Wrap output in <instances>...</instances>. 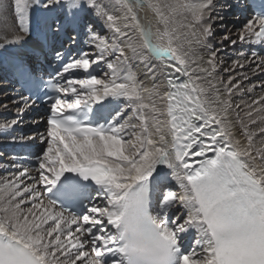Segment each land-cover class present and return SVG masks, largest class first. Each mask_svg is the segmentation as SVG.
<instances>
[{
  "label": "snow or ice",
  "instance_id": "6c2138e0",
  "mask_svg": "<svg viewBox=\"0 0 264 264\" xmlns=\"http://www.w3.org/2000/svg\"><path fill=\"white\" fill-rule=\"evenodd\" d=\"M215 10L216 0H0V49L19 84L0 104L17 116L0 131L18 126L41 93L49 105L46 134L20 137L46 147L13 156L15 170L0 175V264H264V81L247 87L261 94L243 119H231V97L250 77L217 82L219 50L204 53L224 18ZM82 27L87 50L76 52ZM62 35L67 47L57 46ZM223 39L264 45V11ZM257 55L240 52L225 71L264 73ZM161 167L178 191L161 189ZM69 173L95 186L100 202L89 196L84 213L49 198ZM78 192L65 186V198ZM177 205L187 216L169 219ZM192 230L185 251L180 234Z\"/></svg>",
  "mask_w": 264,
  "mask_h": 264
},
{
  "label": "bare ground",
  "instance_id": "6f19581e",
  "mask_svg": "<svg viewBox=\"0 0 264 264\" xmlns=\"http://www.w3.org/2000/svg\"><path fill=\"white\" fill-rule=\"evenodd\" d=\"M11 2V0H10ZM235 0H216V10L211 13L213 17L216 16L217 11L220 10L221 14L224 18L223 20H214L213 21V28H212V35L208 39V45L209 49L204 50L205 56L207 55L208 50H219L218 56H217V82L220 81L226 82L230 76H234L236 79L242 80V76L239 75L240 72H246L250 79L247 81H243V87L245 89L242 93H236L231 97V101L233 104V108L230 111V118L235 121L237 113H239L240 118L243 119V112L245 110V105L251 102V97L253 95H259L260 89L256 88L254 90L253 94L247 93L246 89L248 86H250L253 83H257L259 81H264V73L257 72L253 73L251 71L250 67H245L244 69L237 68L235 71H228L226 72L225 69H229L232 67L233 61L235 60H243V57L239 56L240 52H244L247 56L251 57V54L253 52L257 53L254 50L253 45H249L247 43H240L237 42L235 46L229 45L228 40H224L223 37L225 35L231 36L232 39H237V34L240 31L239 29H235L238 24L242 21L240 16H246L247 19H249V16L247 15V10L245 8H240L238 6L237 8L234 7ZM221 4V5H220ZM241 9L242 14L238 12V10ZM9 19L15 23V13L14 9L10 10L9 13ZM93 18L89 17L87 18L88 22L92 21ZM85 22V23H88ZM219 23H221V27L218 26ZM97 24V30L102 31V28L99 25V22H96ZM71 32V30H69ZM218 32H220V36L218 37ZM225 33V35H224ZM68 40V36H60L59 41L61 39ZM86 35H85V29L82 27L79 31L78 35V44L84 49H86ZM26 47H33V44L30 42L28 46ZM26 50V49H25ZM0 53L7 54L8 56L11 53H5L2 49H0ZM258 54V53H257ZM261 55H257V62L258 59L261 58ZM2 60L0 59V91L4 90V93L0 95V104L8 103L11 101L15 94L12 90L8 87L6 84V78H5V67L2 65ZM131 69L137 74V77L140 81H142L146 86H151V82L147 79L145 75V70L142 65L139 64L137 61H132L130 64ZM97 75H102V71L100 68H97L96 71ZM223 85L221 84V88ZM12 98V99H11ZM236 105H239L240 107L237 108ZM9 110H4L2 107H0V124L11 120L12 118H15L17 116V112L15 110L16 106L9 103ZM130 111V109L128 110ZM28 112L26 111L22 116V122L14 127L11 130L7 131H0V175H4L6 172L14 171V169L10 168L9 165L12 163V148L11 145H13L16 142H21L20 136L17 135L15 132V129L19 130L22 129V131L28 130L29 126H27L26 121L28 120ZM41 131V129H39ZM236 132L239 138L240 137V130L239 125H237ZM13 137L16 138L15 141H13ZM161 189L168 188L173 190H179L178 185L171 179V170L167 168L161 167ZM66 175V174H65ZM63 178V177H62ZM61 178V179H62ZM159 201V194L153 193V203L154 205L158 204ZM96 203H99V199L96 196ZM159 211L158 207L153 208V214L155 215ZM163 214V213H161ZM167 215L169 219L175 218L176 216H180L181 219L185 218L187 216V213L184 209H182L179 205L172 207L170 210H168ZM179 222V221H178ZM181 244L183 245V248L185 251L190 250V247L192 246L193 240L195 238L194 230L190 232V234H180Z\"/></svg>",
  "mask_w": 264,
  "mask_h": 264
},
{
  "label": "rangeland",
  "instance_id": "374dc122",
  "mask_svg": "<svg viewBox=\"0 0 264 264\" xmlns=\"http://www.w3.org/2000/svg\"><path fill=\"white\" fill-rule=\"evenodd\" d=\"M220 5H221V4H220ZM240 8H241V6H240ZM217 13L221 14L220 10H218ZM216 15H217V14H216ZM242 21H243V20H242ZM242 21H241V22H242ZM246 21H247V20H246ZM85 22H88V20L86 19ZM241 22L238 24V26H237L235 29H239V30H240V29L242 28V25H243L242 23H244V22H242V23H241ZM221 25H222V24L219 23L218 26L221 27ZM217 35H218V37H219V36H220V32H218ZM224 35H225V33H224ZM1 93L3 94V93H4V90H3V91H0V95H1Z\"/></svg>",
  "mask_w": 264,
  "mask_h": 264
}]
</instances>
